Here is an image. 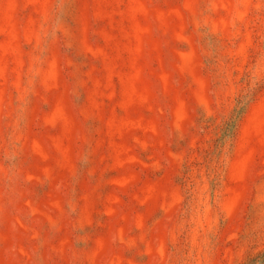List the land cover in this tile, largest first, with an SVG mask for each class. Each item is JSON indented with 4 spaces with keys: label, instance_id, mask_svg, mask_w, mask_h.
Masks as SVG:
<instances>
[{
    "label": "rangeland",
    "instance_id": "obj_1",
    "mask_svg": "<svg viewBox=\"0 0 264 264\" xmlns=\"http://www.w3.org/2000/svg\"><path fill=\"white\" fill-rule=\"evenodd\" d=\"M0 264H264V0H0Z\"/></svg>",
    "mask_w": 264,
    "mask_h": 264
}]
</instances>
